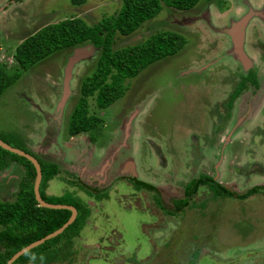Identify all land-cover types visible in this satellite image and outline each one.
I'll list each match as a JSON object with an SVG mask.
<instances>
[{
    "label": "rangeland",
    "instance_id": "obj_1",
    "mask_svg": "<svg viewBox=\"0 0 264 264\" xmlns=\"http://www.w3.org/2000/svg\"><path fill=\"white\" fill-rule=\"evenodd\" d=\"M231 1L234 11H227L229 0H202L190 11L163 7L133 34L117 33L114 49L141 44L156 32L181 34L186 44L127 81L125 95L106 109L96 105L95 94L88 97V116L101 120L90 132L70 138L67 128L80 86L94 73L101 48L73 67L63 104L65 70L74 49L36 63L0 97V137L19 135L30 151L55 162L62 171L46 192L56 198L68 195L88 210L84 220L36 258L44 259L72 238L70 261L54 264H264V101L259 104V94L249 106L250 96L242 105L227 107L228 93L214 91L205 104L201 97L206 93L194 89L198 78L216 68V79H225V84H214L219 89L234 87L227 81L230 71L234 84L238 79L232 71L238 69L230 57L232 38L213 33L207 22L228 32L248 16L246 1L254 13L243 33L251 22L264 19L261 0ZM121 6L122 0L80 5L72 0H0V63L11 70L15 48L45 25L73 17L94 25L116 15ZM213 42L221 47L217 53ZM258 60L262 67L264 58ZM190 98L189 107L185 100ZM215 104L221 105L218 118ZM71 170L75 177L67 174ZM23 174L16 163L0 172L2 201L15 200ZM200 175L237 196L258 192L241 200L200 187L188 207L177 211L174 202ZM74 180L87 191L73 185ZM136 183L143 188L138 190Z\"/></svg>",
    "mask_w": 264,
    "mask_h": 264
},
{
    "label": "trees",
    "instance_id": "obj_2",
    "mask_svg": "<svg viewBox=\"0 0 264 264\" xmlns=\"http://www.w3.org/2000/svg\"><path fill=\"white\" fill-rule=\"evenodd\" d=\"M22 1V0H15ZM85 0H72L73 5L83 4ZM201 0H122L119 12L110 17H104L100 23L89 25L80 17L64 19L41 27L28 35L15 48L12 55L15 71L0 63V97L13 86L22 73L36 63L50 57L56 52L72 50L90 43L95 48H101L94 73L86 77L81 86V97L72 112L68 122V132L71 136L90 132L96 128L100 119L97 116H88L87 98L96 95V105L106 109L125 95L129 85L126 84L148 66L181 51L186 39L183 35L174 32H156L143 43L114 49L115 36L119 33L128 36L136 32L146 21L158 16L163 7L179 11L193 9ZM17 65V66H16ZM0 139L6 144L20 149L35 157L40 165L42 180L39 187L41 198L49 204L73 206L78 211L75 221L62 234L38 246L19 257L13 264H52L70 261L72 238L69 242L51 249L44 259L39 260L37 254L48 248L49 244L63 237L73 229L80 220H84L88 213L85 207L79 206L68 195L55 198L46 190L49 183L59 175L57 164L42 160L32 153L25 145L22 137L14 134ZM11 163L23 168L24 174L15 194V200L2 201L0 199V264L7 261L19 250L40 240L46 235L62 227L70 218L68 210H53L40 207L35 199L34 181L36 171L27 159L10 153L0 147V171L7 169ZM78 184V183H77ZM76 185V184H75ZM79 185V184H78ZM139 190L143 188L135 184ZM199 186L207 187L211 193L219 197H235L223 186L209 176H200L187 184L185 195L187 198L176 202L177 211L188 205ZM83 189V187H80ZM256 189L248 190L245 194L236 195L244 200L255 195ZM264 193V191H263ZM158 203L159 201L156 200Z\"/></svg>",
    "mask_w": 264,
    "mask_h": 264
},
{
    "label": "flooded vegetation",
    "instance_id": "obj_3",
    "mask_svg": "<svg viewBox=\"0 0 264 264\" xmlns=\"http://www.w3.org/2000/svg\"><path fill=\"white\" fill-rule=\"evenodd\" d=\"M202 1V0H201ZM200 1V2H201ZM207 1H210V0H207ZM230 1V4H226L228 7L230 6H232L231 8L229 7L228 9H227V11L228 10H230V11H234V8H233V4H232V1L231 0H229ZM262 1V3H263V6H264V0H261ZM261 3V4H262ZM246 8H247V12H248V16H253V10H252V7H251V5L246 1ZM198 5V4H197ZM196 5V6H197ZM252 5H255V4H252ZM196 6L193 8V9H195L196 8ZM193 9H191V10H193ZM237 10H239V8L237 9ZM190 11V10H189ZM238 14H239V12H237ZM250 20V19H249ZM254 21V20H253ZM207 24H209L210 26H209V29L213 32V33H216V34H223V32H225V33H227V30H220L221 28H219L217 25L216 26H214V25H212V24H210L209 22H207ZM223 35H225V34H223ZM261 35H263V37H260ZM232 45L233 44H235V38H232V43H231ZM220 46H221V44H220ZM233 49H232V52H231V58L233 59L234 58V61H235V63L237 62V66L235 67V68H237L238 67V69L236 70V69H233L232 71H233V75L236 73L237 74V76H238V79L236 80L237 82L234 84V76H232L231 75V71H230V73L229 74H227V76H228V79L229 80H227L228 82H229V84L230 85H232V86H234V87H232V89H229V90H226V88L225 89H223L222 88V90L221 89H219V86H221V85H214V84H217L218 83V81L219 80H217L216 79V76L217 75H219V74H216V73H214V72H216V70H217V68L216 69H214L213 70V72H211V73H209V74H207L205 77H203V78H198V76L197 75H194V77H195V79H197V81H196V83L194 84V86H195V88L194 89H198V90H203L206 94L203 96V97H201L202 98V102H204L205 104H209L213 99H212V97H210V94H212V93H214V91L215 92H218V94L219 93H223V94H227L228 93V95H226V97H227V102H226V105H227V107H229V105H231L232 106V108H235L237 105H242V101H244V103H245V101L247 100V97H251V98H249L248 99V103H245V106H249L250 104H251V99L252 98H257V96L259 95V94H261V98H260V103L259 104H262L261 103V101L263 102L264 101V65L262 64V67L259 65V63L261 64V60H258V58H264V19L262 20V19H260V21H255V22H251L250 24H249V26H247V29H246V31H245V35H244V40H242V46H241V48H242V54H241V56H242V59L243 60H245L244 62L242 61V59H240V57L238 56V54H237V52H236V50H235V47L234 46H231ZM212 48H213V50H215L214 52L215 53H217V52H219L220 51V48L221 47H219V45H218V43H216V42H213L212 43ZM227 58H229L228 56H227ZM257 58V60L255 61V59ZM222 61H223V64L224 65H226L224 68H226V69H229V70H231V66L232 65H230V63H226V62H224V60L222 59ZM254 61L256 62V63H254ZM264 62V60L262 61V63ZM233 64V63H232ZM222 71H224V69H222ZM222 71H220V72H222ZM235 71V72H234ZM221 74V73H220ZM231 75V76H230ZM237 76H236V78H237ZM209 77V78H208ZM214 81L216 82V83H214ZM224 81H225V79H224ZM224 81H222V82H220V83H218V84H225L224 83ZM234 84V85H233ZM189 85L187 84V86L186 87H188ZM209 87H211V89L212 90H210L209 89ZM189 88V87H188ZM220 90V91H219ZM231 90V91H230ZM254 92V93H253ZM184 93V92H183ZM251 94H252V96H251ZM191 95H192V93H191ZM188 97H189V95H188ZM199 99H200V97H199ZM257 100V99H256ZM186 101V104H188L189 105V107H190V104H191V102H192V99L190 98V99H186L185 100ZM237 101H239V103H237ZM197 102H198V100H197ZM199 103V102H198ZM235 104V105H234ZM259 104H257V105H259ZM234 105V106H233ZM215 106H216V108H215V111H216V113H215V116L218 118V116H219V111H220V109H219V107L221 106V105H218V104H215ZM188 107V108H189ZM239 107H241V106H239ZM241 110V108L239 109V111ZM232 111V113H230L229 112V118H230V116L231 115H234V112H233V109L231 110ZM211 125H213V123L211 124ZM67 132H68V130H67ZM210 130H208V132H205V137H208V135H210ZM215 132V131H214ZM213 132V133H214ZM84 133H86V132H84ZM201 133H204V130L201 132ZM69 136H70V138H74V137H76V136H79L80 134H82V133H80V134H78V135H75V136H71L70 134H69V132L67 133ZM212 136V135H211ZM27 147V146H26ZM28 148V147H27ZM32 152V151H31ZM33 153V152H32ZM37 157H38V154H35ZM32 156V155H31ZM35 158V157H34ZM38 158H40V159H42V160H45V159H43V158H41V157H38ZM51 161V160H50ZM53 162V161H52ZM59 167V166H58ZM59 170H60V173H61V171H62V169H61V167H59ZM3 171V170H2ZM60 173H59V175H60ZM67 173V172H66ZM72 173H74L75 174V171L74 170H71L70 172H68L67 174L68 175H70L71 177H75ZM200 176H204V175H200ZM200 176H198V177H200ZM207 176V175H206ZM210 177V176H209ZM197 178V177H196ZM195 179V178H194ZM194 179H192V180H194ZM191 180V181H192ZM214 180V179H213ZM74 181H76L75 183H73V185H75L76 184V186H78L79 188L80 187H83V190H85L86 189V187L85 186H83L81 183H78L77 182V180H74ZM190 181V182H191ZM215 181V180H214ZM216 182V181H215ZM79 185H78V184ZM137 184V183H136ZM219 184V183H218ZM221 185V184H220ZM222 186V185H221ZM200 187H205V186H199L198 187V189L200 188ZM224 187V186H223ZM207 188V187H206ZM225 188V187H224ZM198 189H197V191H198ZM225 189H227V188H225ZM85 191H87V190H85ZM228 191V190H227ZM197 193V192H196ZM195 193V194H196ZM194 194V195H195ZM50 195V194H49ZM184 195H185V189H184ZM193 195V196H194ZM235 195V194H234ZM52 196V195H51ZM60 197V196H59ZM56 198V197H55ZM58 198V197H57ZM185 198H187V196L185 195L184 196V198L183 199H185ZM191 198H192V196H191ZM227 198H236V195H235V197H227ZM183 199H181V200H183ZM181 200H179V201H181ZM176 202H178V201H175L174 202V205H176L175 203ZM190 202V201H189ZM55 205H61V204H55ZM188 205H189V203H188ZM188 205L187 206H185L183 209H185V208H187L188 207ZM65 206H69V205H65ZM71 207H73V206H71ZM75 208V207H74ZM76 209V208H75ZM175 209H176V207H175ZM182 209V210H183ZM60 210H65V209H60ZM177 210V209H176ZM182 210H180V211H182ZM69 211V210H68ZM76 211H77V209H76ZM179 211V212H180ZM77 216H78V211H77ZM77 216H76V218H77ZM75 221V220H74ZM56 238V237H55ZM52 264H54V263H52Z\"/></svg>",
    "mask_w": 264,
    "mask_h": 264
},
{
    "label": "water",
    "instance_id": "obj_4",
    "mask_svg": "<svg viewBox=\"0 0 264 264\" xmlns=\"http://www.w3.org/2000/svg\"><path fill=\"white\" fill-rule=\"evenodd\" d=\"M249 21V16H243L241 18V20L239 22H235L233 23V26L230 30H228L227 34L231 37V38H235V44H233V46L235 47V50L238 54V56L240 57V59H242V40H244V33H243V29L246 26L247 22ZM97 48H95L93 45H89V46H85V47H81V48H75L73 51V54L68 58V63L66 65V70H65V75H64V96L63 99L61 101V104H63L69 94V89H70V83L72 80V72H73V67L76 66L78 63H80L82 60L87 59L89 56H91L92 54H94L95 50ZM242 61L244 62L245 60L242 59ZM0 147L10 153L16 154L20 157H23L25 159H27L28 161H30L32 163V165L35 168L36 171V177H35V181H34V194H35V199L38 202L40 207L43 208H48V209H53V210H60V209H65V210H69L71 212V216L68 219V221L59 229H57L56 231L46 235L45 237L41 238L38 241H35L31 244H29L28 246L22 248L21 250H19L18 252H16L8 261L6 264H13L19 257H21L22 255H24L25 253L29 252L30 250L37 248L38 246L44 244L45 242L59 236L60 234H62L64 232V230L69 227L74 220L76 219L77 216V211L74 207L71 206H65V205H54V204H49L47 202H45L39 193V187L41 184V180H42V173H41V168L40 165L37 161L36 158H34L33 156H31L30 154L14 148L8 144H6L5 142H3L0 139Z\"/></svg>",
    "mask_w": 264,
    "mask_h": 264
},
{
    "label": "crops",
    "instance_id": "obj_5",
    "mask_svg": "<svg viewBox=\"0 0 264 264\" xmlns=\"http://www.w3.org/2000/svg\"><path fill=\"white\" fill-rule=\"evenodd\" d=\"M33 33H34V32H33ZM26 37H27V36H26ZM26 37H25V38H26ZM25 38H24V39H25ZM105 166H106V165H104L103 167H105ZM0 172H1V171H0Z\"/></svg>",
    "mask_w": 264,
    "mask_h": 264
}]
</instances>
